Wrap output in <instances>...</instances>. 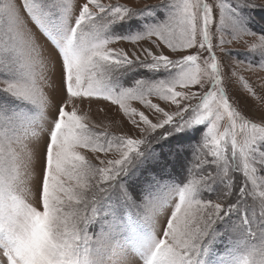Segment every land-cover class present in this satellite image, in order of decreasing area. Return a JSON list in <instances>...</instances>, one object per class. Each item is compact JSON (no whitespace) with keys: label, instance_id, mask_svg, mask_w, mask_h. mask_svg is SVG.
<instances>
[{"label":"snow or ice","instance_id":"snow-or-ice-1","mask_svg":"<svg viewBox=\"0 0 264 264\" xmlns=\"http://www.w3.org/2000/svg\"><path fill=\"white\" fill-rule=\"evenodd\" d=\"M257 9L0 0V264H264V246L236 255L264 240V111L228 91L264 105L237 70L264 72ZM77 100L115 107L128 132L96 131Z\"/></svg>","mask_w":264,"mask_h":264},{"label":"rangeland","instance_id":"rangeland-1","mask_svg":"<svg viewBox=\"0 0 264 264\" xmlns=\"http://www.w3.org/2000/svg\"><path fill=\"white\" fill-rule=\"evenodd\" d=\"M105 2H107V0H105ZM111 2H119L121 4L127 5L130 8L139 9L148 4H156L158 3V0H111ZM256 2L264 4V0H256ZM251 16L253 18V23L251 24V27L253 28V30L259 32L260 29L264 28V10H254L251 13ZM253 39L254 37H244L243 40L239 42H234L233 44L228 46L227 50L233 52L246 51L247 45L244 41L250 43L253 41ZM113 47H125L129 49L131 48V46L126 43L113 45ZM217 54L221 57L224 64H234V61L224 57V55L220 53L219 50H217ZM237 70L240 72L241 75L245 77V79L249 81V83L254 88L257 89L258 94L264 95V88L260 87V85L264 83V72H247L243 70V66H241V68ZM238 87L239 86L235 84V82H233L232 87L228 89L230 96H232L234 100L237 99V96H239L241 103H243V101L246 99L249 105H254L261 111H264V105H261L258 101L253 99L248 93L241 92L237 93L236 95H233V90ZM44 91L49 95V97L52 96V89L48 85H44ZM75 106L78 109V114L87 116L86 123H88L90 127L96 126L95 130L98 132L106 129L108 132H111L115 135H121L127 133L130 128V125L127 124L122 114L119 113L115 107L109 106L105 102H98L95 100L91 102H89L88 100H77L75 101ZM133 106L138 107L139 105L134 103ZM72 107L73 105H68V110L70 111ZM101 109H103V111H101ZM255 122L259 123L260 121L257 120ZM82 154L86 155L89 160H91L93 163H96V161L93 159V154L88 152H82ZM39 172L40 164L39 160L37 159L32 167L33 179L29 184V188L32 192V195L29 196V202L33 203L34 206H36L35 186L37 179L39 178ZM100 231L101 224L97 222L89 226L88 234L93 238V240H95L96 237L99 235ZM130 235V232L124 230L117 238L123 240L125 237H129ZM262 246H264V240H261V238L257 234L256 236L250 237L247 240L246 245H240L236 255L244 256L248 255L251 252L255 253L251 257V259L258 260V252ZM220 248L222 249L223 245H220Z\"/></svg>","mask_w":264,"mask_h":264}]
</instances>
